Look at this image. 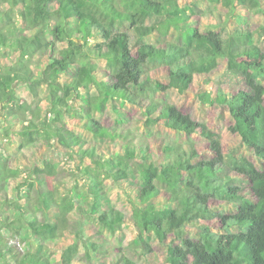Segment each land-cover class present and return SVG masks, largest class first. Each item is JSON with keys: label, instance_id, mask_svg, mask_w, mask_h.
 <instances>
[{"label": "trees", "instance_id": "1", "mask_svg": "<svg viewBox=\"0 0 264 264\" xmlns=\"http://www.w3.org/2000/svg\"><path fill=\"white\" fill-rule=\"evenodd\" d=\"M255 13L264 0H0V264L93 263L107 248L92 230L122 237L129 221L135 237L112 264H155L152 241L167 264H264V23L245 20ZM161 66L167 84L151 77ZM192 84L201 105L226 109L255 162L153 97ZM126 102L140 126L208 140L211 157L132 141ZM105 111L112 125L99 121Z\"/></svg>", "mask_w": 264, "mask_h": 264}, {"label": "rangeland", "instance_id": "2", "mask_svg": "<svg viewBox=\"0 0 264 264\" xmlns=\"http://www.w3.org/2000/svg\"><path fill=\"white\" fill-rule=\"evenodd\" d=\"M245 20L247 21V24L249 25V29H258L260 25L264 23V16L261 13H255L247 14L245 16ZM256 44L264 51V42L263 40H260L259 42H256ZM32 65L34 67L39 68L43 65L45 62V57L36 55L32 60ZM223 66L219 65L215 70H213L209 76L212 78H217L219 74L222 73ZM76 68L72 67L67 73V76H71L75 73ZM167 72L166 68L161 66L157 68H153L151 71V77L158 79L161 83L167 84ZM245 86V84L243 83ZM203 91L202 85L192 84L190 86V89L187 90L184 93H180L175 88H170L166 92H159L155 94L153 97L161 104L165 103H172L177 106V108L182 111L183 113L189 114L193 119H196L197 121H203L206 123L207 127L214 131L217 135V137L220 140L222 151L226 154H233V155H240L243 154L247 156L248 158L254 160L255 159L252 155V153L246 148V146L241 143L239 137L237 134L232 133L230 131L229 126L232 123V119L226 109L219 108L217 106H203L198 100L197 93ZM18 92L22 94L24 98L31 101V95L29 94L28 90L25 89L23 86L18 88ZM120 111V114L125 119L126 122V128L130 134L129 139L132 141H138L143 143H148L153 149L154 152H158V150L161 148V146L167 142H177L181 144L180 146L184 148H189L190 145H192L200 154L201 157L204 158H210L211 152L208 150V140L202 138L199 135H192L191 137L182 136L172 130H169L161 125H156L151 129L145 128L143 126H140V114L138 112V109L135 105L126 102L122 103V106ZM111 111H105L102 112L101 115L98 117L99 121L105 125H112L113 123V117H112ZM42 151L40 147L32 148L31 152L22 153L23 155H26L27 157H30L31 155H38ZM10 154H13L12 151H10ZM43 152V151H42ZM21 152L17 151L15 155H18V157H22L23 155ZM53 161H55L56 164H61L62 160L64 159L62 156H59L57 154L50 153ZM111 204L120 206L121 203L124 201L118 200L115 193V190L113 189L111 191ZM161 198L165 200L167 198V195H161ZM213 206L215 207V202H213ZM129 221V220H128ZM203 223H208L212 225V227H216L219 225V221L215 220V218L211 220H202ZM136 229L131 221H129L127 224H125V234L122 237L119 236H110L108 232L103 231L102 233L94 228L92 230V233L90 234L93 236L94 241L98 242H104L106 244L107 248V254L104 257L98 258L95 255V252L92 250L91 253L93 255V263H85V264H97V262H100L99 264H112V260L115 259L116 254L120 252V250L127 245V243H130L131 240L135 237ZM19 237H10L8 239V244L12 246V249L14 252L18 254H22V248H21V242L18 239ZM152 247V257L154 259L155 264H167L165 261V252L163 249V246L156 241L151 242ZM18 256V255H17ZM11 260V259H10ZM143 261V260H142ZM140 261V262H142ZM102 262V263H101ZM74 264H82V263H74ZM138 264V263H137ZM144 264V261H143Z\"/></svg>", "mask_w": 264, "mask_h": 264}]
</instances>
